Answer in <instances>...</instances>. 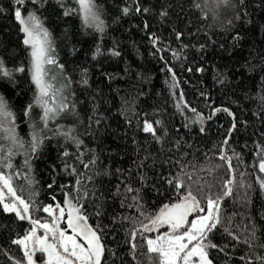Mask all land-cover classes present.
Instances as JSON below:
<instances>
[{
  "label": "trees",
  "instance_id": "trees-1",
  "mask_svg": "<svg viewBox=\"0 0 264 264\" xmlns=\"http://www.w3.org/2000/svg\"><path fill=\"white\" fill-rule=\"evenodd\" d=\"M197 2L202 5L199 9L194 7ZM95 3L102 10L103 34L85 27L81 15L75 11L64 15L65 8H77L75 0H63V7L58 0L25 5L27 11H36L48 29L65 79H61L60 69L52 66H49L50 75H56L57 86L65 80L71 81L66 95L75 105L74 115L62 113L49 122L51 131L44 130L48 139L31 154L29 173L24 164L25 152L33 125L37 130L44 127L42 109L33 106L28 116L24 114L36 94L29 50L22 43L24 35L14 19V0H0L3 9L0 57L9 68L25 69L22 73L15 72L12 80L0 78V95L15 113L16 134L24 142V148H13L16 153L11 160L13 169L4 171H22L32 180L29 183L23 177L13 178L18 195L34 200L38 206L63 204L65 192L73 191L72 187L64 186L75 185L77 179L75 174H69L70 169L65 171L64 165L65 162L73 165L77 173L83 174L80 178L89 190L87 199L82 201L89 223L108 226L103 242L116 253V257L108 254V264H152L146 246L138 248L135 260L129 255L125 241L132 224L112 223L116 216H138L134 208L120 205L124 198L121 181L141 190L149 213H155L170 202L169 197L175 196L162 177L176 175L182 165L205 190L221 194L229 172L219 155L233 116L214 110L227 108L235 117L236 129L223 147L226 155L233 157L238 184L230 196L223 198L222 212L225 217H231L237 235L245 228L248 231L243 235L255 229V243H264V191L257 183V177L264 174L256 167L257 144H264V106L260 100L264 96V0L242 3L231 0L227 5L207 0L206 7L205 0H95ZM137 4L150 11L136 13ZM125 7L131 9L127 15L123 13ZM163 10L168 15L161 18L159 13ZM145 23L149 25L147 29ZM177 31L183 33L181 40L176 39ZM152 33L162 42L156 47L149 39ZM98 47L102 54L93 59ZM157 48L169 50L157 51ZM112 50L120 55H111ZM172 51L180 53L179 58L173 57ZM201 68L204 70L198 71ZM84 79L87 84L83 83ZM185 103L203 115L202 122H191L194 114L183 107ZM145 120L162 122L154 125L157 135L163 137L161 143L142 131ZM58 128L73 129L72 136L82 141L81 159L89 162L95 158L94 166L85 168L77 160L76 145L55 134ZM0 144L7 145L8 141ZM65 150L70 153L67 157L62 156ZM141 161L143 167L138 168ZM141 175L145 177L143 182ZM90 176L92 180H88ZM117 185L120 195L115 194ZM73 195H76L74 191ZM98 204L103 206L104 214L100 217L95 215ZM33 216L50 219L43 211H35ZM30 228L27 220H18L0 208V264H11L4 252L17 258L22 255L11 241L22 237ZM210 239L221 248L228 245L224 251L209 250L214 264H245L240 257L246 253H264L261 248L250 251L222 229L213 232Z\"/></svg>",
  "mask_w": 264,
  "mask_h": 264
},
{
  "label": "snow or ice",
  "instance_id": "snow-or-ice-1",
  "mask_svg": "<svg viewBox=\"0 0 264 264\" xmlns=\"http://www.w3.org/2000/svg\"><path fill=\"white\" fill-rule=\"evenodd\" d=\"M45 0H14V19L20 25V31L24 35L23 45L29 50L31 62V79L35 85L36 94L33 98V104L28 105L25 109V116L30 114L33 106H38L42 109L41 121L43 129L37 130L33 125L32 137L28 145V150L25 152V167L30 173L32 165L30 161L31 154H35L42 146L45 139L48 137L44 134V130L48 129L50 121L55 120L62 113L74 115L75 105L69 102L66 89L71 83L70 80H65L64 83L57 86L56 75H50L52 69L49 66L60 69L61 79L63 77V65L59 64L54 55L55 49L51 35L43 21L36 11H27L25 5L31 3L33 5H42ZM63 7V0H58ZM231 0H218L219 4L227 5ZM243 0H241V3ZM77 8H65L64 15H71L77 12L81 15L85 27H91L95 31L103 34L105 31L104 21L101 19L102 10L95 3V0H75ZM207 6L205 0L204 7ZM194 7L201 8L200 3H195ZM3 9L0 8V12ZM131 9L125 7L123 13L129 14ZM136 13H147L148 8H141L137 4ZM161 18L168 15L167 10L159 13ZM149 25L144 24L147 29ZM183 33L177 31L176 39L181 40ZM153 47L158 43H162L155 33L150 34ZM169 49L157 48V51H165ZM102 54L99 47L94 54ZM111 55L119 56L118 51L112 50ZM175 58H179L180 53L172 51ZM163 59V57H161ZM191 70V69H189ZM204 69H198L203 71ZM23 66L17 68H9L3 57H0V78L12 80L15 72H24ZM171 73L172 69L169 67ZM175 80V74L172 75ZM223 81H221L222 83ZM87 84V79L83 80ZM180 99H183L181 93ZM262 106H264V96L260 97ZM179 108L180 105L178 104ZM194 114L192 123L202 122L204 117L195 108H189L185 103L183 105ZM223 110L229 116H233V123L228 130V137L223 141V146L228 144V139L232 132L236 129L235 117L227 108H216L214 112ZM209 119L211 117H208ZM99 123V121H97ZM162 122L157 120L143 122L142 131L150 133L157 143H161L163 137L157 135V129L154 125L159 126ZM51 131V129H48ZM203 132V128L200 129ZM73 129L63 130L58 128L55 134L62 135L66 141H70L76 145L77 160L88 168L94 166L96 159L89 162L81 159L82 153L80 147L82 141L72 136ZM167 133L165 132V135ZM8 141L7 145L0 144V208L5 213H12L18 220H27L32 227L22 236L12 239V245H16L22 255L17 258L4 252L8 256L11 264H108V254L116 257L113 252L103 242L104 231L107 225L97 222L95 225L89 223V216L86 214L83 200L87 199L89 190L84 187V181L80 178L83 174L77 173L73 165L65 162L64 169L69 171L70 175L75 174L77 179L75 185L64 186L72 187L73 191L65 192L63 204L56 203L45 206L36 205L34 200H25L21 195H18L17 188L13 185L14 177H23L32 182L31 177L22 171H14L6 173L5 169H13L11 163L12 157L16 154L13 148H24V142L16 134L15 113L11 110L8 101L4 96L0 95V141ZM221 147L219 159L223 160L227 165L229 176L222 184L221 194H212L210 189L205 190L198 179L193 178L192 172L185 171L186 166L180 167L179 173L162 177L164 183L173 189L175 196L169 197L170 202L164 203L155 213H149L144 207L143 196L141 190L132 187L131 184L121 181L124 184V198L120 201L121 207L134 208L138 216H116L112 223L128 221L132 224V228L128 230L125 243L128 245L129 255L133 260L136 258V252L139 247L146 246L147 253L152 260V264H214V259L210 258L209 250L216 249L224 251L228 245L221 248L217 243L210 239V235L219 230H223L225 234L231 237L237 243L247 245L251 251L255 248L264 249V243H255V229L249 235H243L248 230L245 228L237 235L232 228L231 217H225L222 212V200L226 196H230L233 192V187L238 184L235 177V170L232 165V156L226 155L225 147ZM69 151L65 150L62 153L63 157L69 156ZM236 159L239 156L235 153ZM258 172L264 174V144H257ZM148 157H145L147 159ZM179 163V161H177ZM143 167V161L137 165ZM195 166H193L194 168ZM121 172L120 169L116 170ZM93 177H88L92 180ZM141 181L145 180L143 175L140 176ZM257 183L260 189L264 191V175L257 177ZM240 186H243L240 183ZM52 187V185H49ZM248 187H251L248 185ZM22 191V189H21ZM157 191H159L157 189ZM120 195V185H117L116 193ZM94 195V193H93ZM55 199V197H53ZM125 201H130L125 203ZM43 211L50 217L49 220H41L33 216V212ZM103 206L98 204L95 208V215L102 216ZM62 225H65L62 227ZM161 228H166V231H160ZM156 233V235H150ZM147 234V235H146ZM243 236V239H241ZM143 241V244H138V241ZM39 253V257L37 254ZM227 255V253H225ZM240 259L245 264H264V253L257 254L254 251Z\"/></svg>",
  "mask_w": 264,
  "mask_h": 264
},
{
  "label": "rangeland",
  "instance_id": "rangeland-1",
  "mask_svg": "<svg viewBox=\"0 0 264 264\" xmlns=\"http://www.w3.org/2000/svg\"><path fill=\"white\" fill-rule=\"evenodd\" d=\"M29 68H31V62H30V56H29ZM30 73H31V71H30ZM55 205V204H54ZM31 225V224H30ZM31 227H32V225H31ZM63 227V226H62ZM166 231V230H165ZM37 256L39 257V253L37 254Z\"/></svg>",
  "mask_w": 264,
  "mask_h": 264
}]
</instances>
